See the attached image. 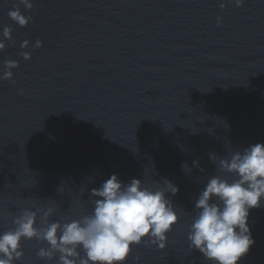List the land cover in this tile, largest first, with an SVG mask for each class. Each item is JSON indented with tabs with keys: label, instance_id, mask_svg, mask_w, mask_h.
<instances>
[{
	"label": "water",
	"instance_id": "obj_1",
	"mask_svg": "<svg viewBox=\"0 0 264 264\" xmlns=\"http://www.w3.org/2000/svg\"><path fill=\"white\" fill-rule=\"evenodd\" d=\"M0 264H264V0H0Z\"/></svg>",
	"mask_w": 264,
	"mask_h": 264
}]
</instances>
